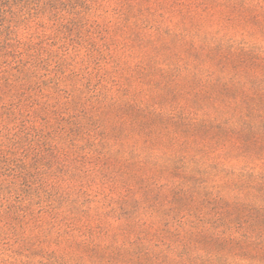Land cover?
I'll use <instances>...</instances> for the list:
<instances>
[{
    "label": "rangeland",
    "instance_id": "374dc122",
    "mask_svg": "<svg viewBox=\"0 0 264 264\" xmlns=\"http://www.w3.org/2000/svg\"><path fill=\"white\" fill-rule=\"evenodd\" d=\"M0 264H264V0H0Z\"/></svg>",
    "mask_w": 264,
    "mask_h": 264
}]
</instances>
